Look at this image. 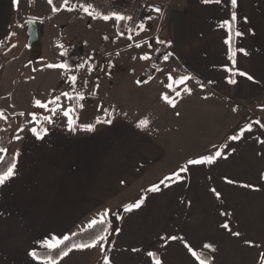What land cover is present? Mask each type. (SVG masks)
I'll use <instances>...</instances> for the list:
<instances>
[{
	"label": "crops",
	"instance_id": "0c3cea01",
	"mask_svg": "<svg viewBox=\"0 0 264 264\" xmlns=\"http://www.w3.org/2000/svg\"><path fill=\"white\" fill-rule=\"evenodd\" d=\"M15 6L13 0H0V46L11 39L1 69L9 67L10 75L0 83V110L7 117L0 132L7 151L0 157L16 158L15 175L0 185V264H43L44 259L29 253L51 251L43 246L46 239L82 232L105 209L110 210L113 231L103 251L99 245L73 250L57 264H104L105 254L110 264H152L149 251L162 264H199L189 247L210 256L212 264H264V0H237L236 7L230 0H170L164 13H150L137 36L143 47L133 45L130 56L129 120L107 115L103 123L89 118V102L80 107L65 97L53 116L39 108L25 109L17 96L6 99L17 78L16 34L23 38L26 22L33 18L15 21ZM232 12L237 20L230 52L228 32L220 25ZM112 21L117 27L124 22ZM39 26L42 41L44 25ZM124 29L128 31L126 25ZM235 30L243 35L235 36ZM158 32L167 45L157 42ZM163 48L172 55L155 67L151 62ZM232 53L235 69L253 79L225 71V66L232 67ZM144 55L149 59H141ZM55 56L63 63L60 49L55 48ZM58 70L63 80L69 78L64 69ZM181 76L192 79L174 84L180 96L173 108L161 96H173L166 85ZM229 77L237 82L229 83ZM71 106L76 107V114H70L75 131L63 115ZM32 113L39 123L32 121ZM249 114V124L239 128ZM145 118L148 125L138 127ZM89 124L94 130L85 129ZM33 127L47 132L38 138ZM218 149L226 158L191 166L181 174L183 180L167 181L170 186L160 184L187 160ZM155 184L160 190L149 191ZM141 199L139 208L125 211ZM225 223L230 230L222 227ZM170 236L181 239H162Z\"/></svg>",
	"mask_w": 264,
	"mask_h": 264
},
{
	"label": "rangeland",
	"instance_id": "374dc122",
	"mask_svg": "<svg viewBox=\"0 0 264 264\" xmlns=\"http://www.w3.org/2000/svg\"><path fill=\"white\" fill-rule=\"evenodd\" d=\"M53 4L56 7L61 6L57 0H53ZM15 7V21H23L32 16L39 21L41 27L44 25V35L42 31V53L37 55V52L28 49L27 36L24 34V37L20 38L19 34H16L14 50L20 51L19 55L16 53L17 78L14 89L6 97L7 100L17 96L25 109L39 108L48 112L45 108L35 106V100L47 103L59 96L61 106L65 99L62 93L69 92L75 96L76 93L83 92L84 99H73V102L77 106L89 102L87 109L93 123L98 120L103 123L107 115L129 120V62L136 49L133 45L139 44L140 49L143 47L141 38H137L139 34L120 30L114 25V18L103 20L77 9L53 12L48 0H19ZM121 32L124 35H119ZM129 35L132 39L128 38ZM149 41L154 44L153 38ZM75 45L81 50L78 64L83 63L85 67L71 72L77 76L73 91L69 78L63 80L58 74V67L49 68L47 65H58L61 62L59 56H55V48L60 49L61 53H67ZM23 50L26 55L20 54ZM94 61L98 63L96 68L93 67ZM88 67L96 70L89 71ZM6 68L0 72V83L10 75L9 67ZM54 106L48 105L49 108ZM71 107L75 115L76 107Z\"/></svg>",
	"mask_w": 264,
	"mask_h": 264
},
{
	"label": "snow or ice",
	"instance_id": "6c2138e0",
	"mask_svg": "<svg viewBox=\"0 0 264 264\" xmlns=\"http://www.w3.org/2000/svg\"><path fill=\"white\" fill-rule=\"evenodd\" d=\"M13 3L14 4H18V0H13ZM48 3L50 5H52V11L53 12H59L62 9L63 10H67V11H73L76 7H79L80 10H82L85 13H87L88 15L94 16L95 18H100V19H103V20H109V19L115 18L117 23H119L120 21H130L132 19L131 16H125V15H122V14H120L118 12H112L109 15H102L99 12H96L95 9H93L90 4L86 6V5L81 3V4H78V5L69 6L70 0H61V6L60 7H56L55 4H53V0H48ZM201 3H203V4H212V3L221 4L222 0H201ZM230 4H231L232 7H236L237 6V0H230ZM150 10H154L156 12H161V9H159V8H153V9H150ZM151 18L152 17H150V16L148 17V19H151ZM236 20H237V14H236V12H232L230 20L225 19L223 21V23L220 25L222 28H225L227 30V32H228V37L229 38H228V40L225 41V43L229 44L228 51H230V52H231V37H232V34H233V30H234L233 29V23ZM137 27L140 30H144L145 29V25H144L143 22L139 23L137 25ZM128 31H129V33H131L132 29H128ZM234 34L237 37L243 35V33L240 32L239 30H235ZM13 35H15V33H13ZM119 35H124V33L121 32V33H119ZM128 38L132 39V36L129 35ZM157 42L158 43H162L161 41H159L158 38H157ZM13 47H15V45H13ZM61 47H63V46H61ZM136 47H140V45L137 44ZM238 51L242 52L244 55L248 54L247 51L244 50L243 48L238 49ZM61 55H67V53L66 52L61 53ZM170 55H172V53H168V54L164 55L163 59L167 60ZM235 55H236V53H232V55L229 56V59L232 61V67L225 66V71L229 72V73H232L233 76L236 75V74L247 76L246 73L240 72L238 69H235V64H236ZM141 59L147 60V59H149V57H148V55H144V56L141 57ZM47 67H49V68L59 67L61 69H64L65 72H67L69 74V80H70L71 84L73 85V91H75V84H76L77 76L71 74L72 69L69 66L67 61H64L63 63L58 64V65L50 64V65H47ZM84 67H85V64H83V63L76 65V69L77 70L82 69ZM34 71H35V69H34ZM89 71H91V67L89 68ZM247 78L250 79V80L253 79L251 76H247ZM172 79L173 78L171 76H169V80H172ZM188 79H192V77L181 76L179 79L174 80L173 83H168L166 85V87L171 89L172 92L174 93V95L170 96L168 94H162L161 99L163 101H165L171 107L175 108L176 107V103H177L175 97L180 96V92L176 90V88L174 87V84L175 85L184 84L185 81H187ZM228 82L232 83V84H235L237 81L234 78L229 77L228 78ZM86 83L87 82L85 81V84ZM201 87H203L202 84H201ZM183 91H185L187 93H190L191 89L184 88ZM62 95L67 97L69 100L75 99V100L79 101V100H83L84 99L83 92H78V93L75 94V96H73V94L69 93V92L62 93ZM59 101H60V97L59 96H57L54 99L48 101L47 103H42L40 100L37 99V100H35V106L41 107V108H45L46 110L50 111L51 113L56 114L58 109H60V107H61ZM49 104H52V105H55V106L52 107V108H49L48 107ZM80 107H83V105H80ZM73 112H74L73 108H68L67 110L63 111V115L69 117L68 125H69V130H71V131H75V127H74L75 121L72 118V116L70 115ZM19 115L23 116L24 113L21 112V113H19ZM176 115H179V113L177 112ZM31 116H32V121H35V122L39 123L37 114L32 113ZM0 119H4V120L7 119V117L5 116L3 110H0ZM43 119L48 121V122H51V117H44ZM97 122L99 123L100 121L98 120ZM105 122L111 123V120L108 119ZM148 123H149V121H148L147 118L141 119L138 122L137 126L138 127H146L148 125ZM257 123H259V121H257ZM84 127L88 131L94 130V126L91 125V124L85 125ZM248 128L250 130L251 129V125H249ZM22 130L23 129H21V131ZM30 130L38 138H43L42 137V133H46L47 132V129H45V128H41L38 131L37 128L33 127ZM14 138L15 139H19L20 137L16 136ZM231 139L236 140V139H239V137L238 136H233V137H231ZM261 142L264 143V141H261ZM6 151L7 150L5 148L0 147V153H6ZM17 155H18V153H17ZM222 157H223V154L218 149L215 152H212L210 154L202 155V156H200L198 158L189 159V160L186 161V163L184 165H181L179 167V169L176 172H174L171 176H167V177L163 178L160 181V184H164L166 187L170 186L169 184L166 183L167 181H174L175 182V181L183 180L184 176H182L181 174L182 173H187L191 166L213 165V164L216 163L218 158H222ZM223 158H226V157H223ZM2 161H3V157H0V162H2ZM15 169H16V163L14 162V158L12 159L11 162H9L6 170L4 168L0 167V185H3L5 183V181H7L9 178H11L12 176L15 175ZM225 179H227V178H225ZM261 179H264V174H262ZM227 182L230 183V184L231 183H235V181H233V180H227ZM243 186L244 187H254V185H250V184H246V185H243ZM159 190H160V185L159 184H155L149 189V191H152V192H156V191H159ZM211 191L213 193H215L217 198H219L220 193H218L215 188H212ZM142 203H143V200L141 199V200H138L137 202H135L133 204L126 205L125 206V211H131L134 208H139ZM109 212H110V210L105 209L102 212L98 213L96 217L92 218L85 225L84 229H81V231H84L85 229L97 230V234L91 240L83 241V242H76L72 238L74 236H76L77 234L73 233L72 236H69V235L52 236L50 239H46L44 241V245L43 246L48 248L49 250L60 249V251L57 253V256H58L59 259H62L63 257H66L73 250H85V249H88V248H94L97 245H99L101 247V250L103 251L105 243L108 242V236H110L112 234L108 230V225L110 224ZM224 214L226 215L227 213H224ZM222 227H224L225 229L230 230L228 224H226V223L223 224ZM234 235L239 236L240 233L237 232V233H234ZM162 239H165V240H177V239H181V238L177 237V236H170V237H162ZM245 243L251 244L252 242L251 241H246ZM62 245H63V247H61ZM185 246L188 247L187 244ZM204 247L205 248H210L211 245H207L206 244V245H204ZM188 250L196 258V260L199 261V264H211L210 261H205L204 259H202L201 256L198 255L196 251H193L190 247L188 248ZM133 251H138V250L137 249H133ZM29 255L32 256L35 259H40V257L38 256V253L36 251L30 252ZM147 255L152 258V264H162L161 260L159 259V257L154 252L149 251L147 253ZM262 255H264V254H262ZM43 264H57V260L56 259H52L51 256H49L46 260H44ZM104 264H110V261H109V258L107 256V254L104 255Z\"/></svg>",
	"mask_w": 264,
	"mask_h": 264
},
{
	"label": "built area",
	"instance_id": "2783aa9c",
	"mask_svg": "<svg viewBox=\"0 0 264 264\" xmlns=\"http://www.w3.org/2000/svg\"><path fill=\"white\" fill-rule=\"evenodd\" d=\"M91 5L96 12L102 15H109L112 12H118L122 15L131 16L132 19L127 21V29H132L130 34H139L141 30L137 25L141 22H146V18L150 13H164L170 6V0H70L69 6L78 5ZM153 8L161 9V12L150 10ZM75 9L80 10L79 7ZM129 32V31H128ZM157 38L166 45L168 43L165 35L158 32ZM97 64H94L96 67ZM250 108H247V113Z\"/></svg>",
	"mask_w": 264,
	"mask_h": 264
},
{
	"label": "trees",
	"instance_id": "16d2710c",
	"mask_svg": "<svg viewBox=\"0 0 264 264\" xmlns=\"http://www.w3.org/2000/svg\"><path fill=\"white\" fill-rule=\"evenodd\" d=\"M58 3L61 5V0ZM126 25V22H121L119 24V29L124 30V27ZM11 39L5 38L0 46V71L3 68L4 61H5V52L7 51L8 47L10 46ZM168 50L166 48H163L160 52L157 53V55L153 58L152 60V65L155 67H159L161 65L162 59L164 55H166ZM81 58V50L79 49L78 45L73 46L71 49L67 51V55L62 56V62L67 61L69 66L71 67L72 71L76 69V65H78V62ZM71 71V72H72ZM68 74V73H67ZM6 127V122L4 119H0V132L3 131ZM0 147H3L6 149V142L0 138ZM14 158V162L16 163V158L15 156L11 154H6L3 157V161L0 162V167L4 168L6 170L9 162L12 161ZM108 230L109 232L113 231L111 223L108 225ZM77 235L74 236L72 239L76 242H83V241H88L91 240L96 234L97 230H85L79 233H76ZM67 243V242H66ZM63 247V245L61 246ZM60 251V249H54L51 251L47 252H41L38 253V256L44 260H46L49 256H51L52 259H56L57 262L60 260L57 256V253ZM201 258L204 259L205 261H210L211 264L213 263L212 259L210 256L206 254H200Z\"/></svg>",
	"mask_w": 264,
	"mask_h": 264
},
{
	"label": "water",
	"instance_id": "95a60500",
	"mask_svg": "<svg viewBox=\"0 0 264 264\" xmlns=\"http://www.w3.org/2000/svg\"><path fill=\"white\" fill-rule=\"evenodd\" d=\"M26 35H27V47L28 49L37 52V55L42 53V41L39 21L35 18H29L26 22ZM260 108H264V102L260 104ZM252 116L248 115L244 122L241 124V127H245L251 121Z\"/></svg>",
	"mask_w": 264,
	"mask_h": 264
}]
</instances>
